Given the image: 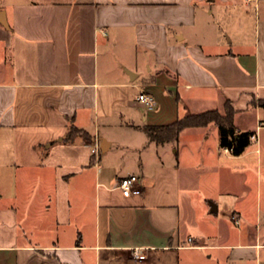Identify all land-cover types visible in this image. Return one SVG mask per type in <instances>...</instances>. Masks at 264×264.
<instances>
[{
	"label": "crops",
	"instance_id": "obj_1",
	"mask_svg": "<svg viewBox=\"0 0 264 264\" xmlns=\"http://www.w3.org/2000/svg\"><path fill=\"white\" fill-rule=\"evenodd\" d=\"M1 10L0 264H264V0H0ZM216 11L226 25L212 38L199 21ZM227 100L236 127L254 132L240 155L211 145L213 122L164 143L144 129ZM72 124L90 137L66 141ZM193 154L195 180L184 171ZM130 174L142 190L124 195Z\"/></svg>",
	"mask_w": 264,
	"mask_h": 264
},
{
	"label": "trees",
	"instance_id": "obj_2",
	"mask_svg": "<svg viewBox=\"0 0 264 264\" xmlns=\"http://www.w3.org/2000/svg\"><path fill=\"white\" fill-rule=\"evenodd\" d=\"M259 105L264 108V98L259 99ZM235 112L236 110L230 100H227L224 111L209 109L199 113H188L168 124H147L144 129L151 140L164 143L177 140L181 131L186 127L206 126L213 122L220 130V146L227 148L234 155H240L250 145L254 132L250 130L242 131L236 127L234 123ZM81 134L87 138L90 137L87 131L72 124L64 139L66 141H74Z\"/></svg>",
	"mask_w": 264,
	"mask_h": 264
},
{
	"label": "rangeland",
	"instance_id": "obj_3",
	"mask_svg": "<svg viewBox=\"0 0 264 264\" xmlns=\"http://www.w3.org/2000/svg\"><path fill=\"white\" fill-rule=\"evenodd\" d=\"M241 14V16L239 17V15ZM245 17L246 19V12H232V17L235 18V22L233 23V25H235L236 27H239V25H243L242 21H239L240 19H243V17ZM249 18V16H248ZM250 24H252V15H250ZM201 23L202 26H199V28H201L204 32L206 36L215 38L217 35V32L219 30V28L221 26H225L226 25V18L224 15H220L218 14V12H214L212 15H210L209 20L205 21V20H201L199 21ZM248 32H246V38L248 40L249 45H251L250 43H252V39H253V35H254V27L253 25L250 27H248ZM203 32V33H204ZM221 38H224V40H227L228 37H224L221 36ZM234 48V47H233ZM215 126L214 131H212L210 133V137H209V142L211 143V145H216L217 141H218V146L217 149L220 147V130L219 127L217 125H213ZM189 156V164L191 163V167H189L187 170L185 169L184 171L188 174L192 175L193 180H195V174H196V170L198 169V166H194L197 163V159H196V155H188ZM247 166H254V164L249 163L248 159H246V182H250L247 183L246 186V191L250 194L253 195L254 193V188H253V181L256 180V170H253L251 167H247ZM249 170H251L252 172H250ZM183 171V172H184ZM202 176L209 178V180L213 181H217L219 180V178L221 179V175L220 173H217L216 171L213 172H209V171H202L200 172ZM224 177V176H223Z\"/></svg>",
	"mask_w": 264,
	"mask_h": 264
},
{
	"label": "built area",
	"instance_id": "obj_4",
	"mask_svg": "<svg viewBox=\"0 0 264 264\" xmlns=\"http://www.w3.org/2000/svg\"><path fill=\"white\" fill-rule=\"evenodd\" d=\"M139 99L146 103L149 108H153L156 105V99L153 94L142 92L139 94ZM92 152L98 154L99 152V142L96 141L92 145ZM140 177L137 174H130L124 176L119 181V187L121 188L124 195L138 194L141 192L142 188L138 184ZM190 240L192 238H189ZM135 255L140 257L141 253L138 250L135 251Z\"/></svg>",
	"mask_w": 264,
	"mask_h": 264
},
{
	"label": "water",
	"instance_id": "obj_5",
	"mask_svg": "<svg viewBox=\"0 0 264 264\" xmlns=\"http://www.w3.org/2000/svg\"><path fill=\"white\" fill-rule=\"evenodd\" d=\"M0 22L2 24H4L5 26H7V27L9 26L8 20H7V17H6V12L4 10L0 11ZM104 142L105 141H103V143L101 145L102 149H104ZM211 205H212V210L216 212L218 210L217 204L212 202Z\"/></svg>",
	"mask_w": 264,
	"mask_h": 264
}]
</instances>
